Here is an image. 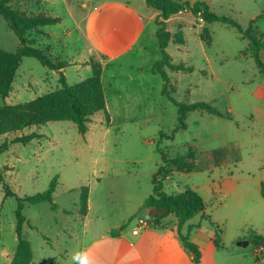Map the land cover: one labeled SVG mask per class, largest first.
Returning a JSON list of instances; mask_svg holds the SVG:
<instances>
[{
    "label": "rangeland",
    "instance_id": "374dc122",
    "mask_svg": "<svg viewBox=\"0 0 264 264\" xmlns=\"http://www.w3.org/2000/svg\"><path fill=\"white\" fill-rule=\"evenodd\" d=\"M125 1L29 0L13 7L28 16L43 13L62 19L57 25L31 31L27 39L37 48L49 46L51 58L70 64L62 73L72 85L91 76V67L86 65L90 59L98 62L96 55L87 53L88 12L95 11L92 7ZM127 1L142 14L154 16L144 27L135 51L104 66L109 121L106 122L103 112L96 113L85 135L79 134L72 122L60 121L0 136V145L29 133L41 136L28 145L10 143L8 150L0 154L3 176L0 182V264H10L17 247V198L43 193L55 177L57 187L52 198L60 209L53 211L48 203L24 204L22 214L27 222L22 234L31 245V264H74L72 257L81 252L84 243L80 216L82 187H88L90 193L88 228L95 225L117 231L137 201L152 194V175L156 166L161 165V157L155 152L157 146L169 158L187 151L196 156L195 171L174 172L164 182V191L171 194L191 189L200 194L206 202L204 214L215 228L198 214L183 226L184 235L189 226L191 230L198 228L196 224L217 232L221 230L219 257L230 262L234 253L244 251L236 246L237 236L243 239L245 236L247 240L251 232L264 234V211L262 206H257V203L264 205L259 193V184L264 181V75L251 56L243 55L248 41L221 23L202 25L203 21L188 10L167 22L164 28L172 37L166 49L170 64L173 68L178 65L184 68L174 71L165 67L169 95L177 103L210 104L229 116L228 119L206 112H191L184 121L186 129L175 132L172 140L167 139L178 125V108L162 94L164 82L159 75L140 74L135 69V66L149 68L162 58L156 37L161 19L155 14L159 12L143 0ZM180 1L193 4L196 0ZM199 1L217 15L235 19L244 28L251 20H256L258 30L264 33V0ZM202 28L210 35L209 44L201 40ZM178 34L182 43H178ZM18 47L17 36L0 17V50L12 53ZM260 61L264 66V53ZM58 72L43 67L36 59L23 58L10 94L5 99L0 97V107L29 102L60 88ZM113 77L116 80L112 81ZM160 133H163L161 138ZM226 148L230 150L228 154L213 155ZM238 178L240 180L234 182ZM231 181L235 185H231ZM223 182H226L225 191L220 192ZM3 184L15 197L5 198ZM244 190L254 207L255 225H242L238 211L227 221H219L225 209L237 199L236 192ZM224 203L227 208L221 207ZM142 212L140 210L138 216H144ZM136 219L123 223V228L136 225ZM175 223L174 216L169 215L162 225L168 228ZM252 245L245 251L252 252Z\"/></svg>",
    "mask_w": 264,
    "mask_h": 264
},
{
    "label": "trees",
    "instance_id": "16d2710c",
    "mask_svg": "<svg viewBox=\"0 0 264 264\" xmlns=\"http://www.w3.org/2000/svg\"><path fill=\"white\" fill-rule=\"evenodd\" d=\"M29 0H0V17L6 22L7 27L17 36L19 47L15 52H6L0 50V97L7 98L12 90V85L15 80L17 70L20 67L23 58L36 59L43 67L52 71H59L60 88L48 92L32 101L24 102L17 105H5L0 107V136L7 134H15L22 132L26 128L40 127L51 122H72L75 124L77 131L81 135H85L88 131V123L92 116L96 113L103 112L105 120L108 122L109 114L106 108V100L102 85V65L90 59L86 65H89L92 70L91 76L81 82L68 84L62 73L63 69L70 64L62 61V59H53L50 55L49 46L45 48L34 47V43L27 39V34L31 31H37L39 28L46 26H54L61 23L62 19L57 16L45 15L38 13L35 15H26L17 11L13 5L19 2ZM147 6L159 12L158 18L161 21L158 23L159 29L156 31V37L159 41V48L162 58L157 63H154L151 68V73L159 75L163 79L162 94L178 108V125L168 136L167 139H173V135L178 130L186 129L187 116L191 112L200 111L211 115L225 117L228 115L221 114L218 110L207 103L184 104L177 103L170 95L169 77L165 72V67H169L174 71L183 70L182 65L173 68L170 64V56L166 52L169 42L171 41V33L166 30V21L171 17L176 16L186 10L192 15L202 20L205 24L221 23L235 30L242 39L248 41V48L243 55L251 56L256 65L260 69V73L264 75V66L261 60V54L264 53V33L258 30L256 20H251L246 28L242 27L235 19L226 16H219L214 13L205 3L196 0L193 4L181 2L180 0H146ZM201 40L207 44L210 43V35L207 29L202 28ZM178 43H182L181 34L177 35ZM163 133H160V138ZM41 138L40 135L32 133L29 135L16 136L10 142L11 144L20 143L28 145L33 139ZM10 143L4 142L0 145V154L6 152ZM234 150V149H233ZM238 150V149H237ZM239 151V150H238ZM161 157V165L156 166V170L152 175V194L145 199L140 210H148L152 219L157 223L159 220L172 215L176 219L175 226L170 230L171 235L179 236L183 242L182 245L193 255L195 264H200L201 251L195 243L189 240L188 235L182 234L183 226L192 219L195 215L201 214L204 217L206 205L201 197L194 191L188 189L182 193L168 194L164 191V182L171 178L174 172L190 174L196 169V156L194 153L186 152L183 155L175 158H169L157 146L156 151ZM230 150L228 148L213 152V155H225ZM0 182H3V176L0 173ZM261 197L264 199V181L260 184ZM57 187V178L55 177L49 184L46 191L33 196H25L17 198L18 206L16 210V234L17 247L10 264H31L33 261V252L30 243L23 237L22 230L26 219L22 214L24 204L37 205L48 203L51 210L57 211L60 209L53 202V194ZM4 196L15 197V194L10 188L3 184ZM88 187H82L80 193L81 215H86L88 211ZM157 208L158 210H167L163 216L152 215L150 210ZM65 214H71L66 210H62ZM192 227H188L190 231ZM113 236L118 234V231H112ZM220 233L217 232L213 239V244L217 248L220 246ZM253 244L254 247L264 248V234L251 232L246 240Z\"/></svg>",
    "mask_w": 264,
    "mask_h": 264
},
{
    "label": "crops",
    "instance_id": "0c3cea01",
    "mask_svg": "<svg viewBox=\"0 0 264 264\" xmlns=\"http://www.w3.org/2000/svg\"><path fill=\"white\" fill-rule=\"evenodd\" d=\"M143 1L146 2V0ZM92 8H94L95 11H92L93 9L90 10L87 14L90 15V17L86 19L88 24V32L85 33L87 53L89 54L91 52L96 55L95 58H97L98 62L102 65L104 71V66L109 62H113L118 57L129 55L131 52L135 51L137 45L141 42L145 30L144 27L150 22L154 14L149 16L142 14L135 10L131 2L127 0L125 2L106 3L100 7ZM155 15L158 16V13ZM173 17L167 20L166 24L168 21L172 20ZM204 24L205 23L202 22V25ZM141 49L144 48L141 47ZM153 65L154 64L149 66V68L135 66V69L140 74H147L151 73ZM132 68L133 67H130V69ZM114 80L116 79L113 77L112 81ZM102 85L104 89L103 73ZM104 94H106L105 89ZM239 180L238 178L234 182H238ZM232 182L233 181H231L230 184L235 185L234 182ZM262 182H260V184ZM224 183L226 182L220 185V192L225 191L223 188ZM150 195L143 196V198L137 201L134 209L128 212L122 224L118 226V234L113 236L111 233L115 228L110 227L108 229H102L95 225L88 228L87 221L91 214L89 193L87 214L84 216L80 215L83 222L82 239L84 241L81 252L87 255L89 264H195L193 255L182 245L183 242L181 238L170 234V230L176 223L168 228L162 225L166 217L159 220L158 223L153 220V225L150 228L140 231L137 235L133 234L135 225L131 228H123L122 225L126 223V221L130 222L141 217V214L138 216L137 213H139V209L143 205L145 199ZM198 195L206 205L203 197L200 194ZM236 197L237 199L230 208L227 210L225 209L223 218H220L222 220H218L227 221L233 216L232 214L238 211L242 225L250 223V225L254 226V221L256 220L253 215L255 211L253 210L254 207L251 206V201L248 200L247 192L245 190L238 191L236 192ZM224 199H226L225 194ZM226 204L227 203H224L221 207L225 206V208H227ZM257 206H262L264 211V205H262V203H257ZM148 213V210H143L142 215ZM204 217L209 220V223L211 222L208 215L204 214ZM196 225L198 228L190 230V232L188 228H186L187 233L185 235H188L189 239L199 247L201 251V264H225L226 262L227 264H264V248H257L252 245L254 250L252 252H246L245 250L251 245L250 243L246 246L237 244L236 246L244 251H237L234 253V257L230 262L227 258L222 261V257H219L220 249L213 244V239L215 238L217 230H210L205 225ZM211 225L215 228L214 223L211 222ZM219 232L221 237L222 231L219 230ZM182 234L184 235L183 230ZM245 238V236L244 239L237 236L238 243L241 242L244 244L246 241ZM206 253L210 254V256L206 257Z\"/></svg>",
    "mask_w": 264,
    "mask_h": 264
},
{
    "label": "built area",
    "instance_id": "2783aa9c",
    "mask_svg": "<svg viewBox=\"0 0 264 264\" xmlns=\"http://www.w3.org/2000/svg\"><path fill=\"white\" fill-rule=\"evenodd\" d=\"M152 225H153V219L149 213L144 216L138 217L136 219L135 228L133 229V234L137 235L140 231L146 230L150 228Z\"/></svg>",
    "mask_w": 264,
    "mask_h": 264
},
{
    "label": "clouds",
    "instance_id": "9594fccd",
    "mask_svg": "<svg viewBox=\"0 0 264 264\" xmlns=\"http://www.w3.org/2000/svg\"><path fill=\"white\" fill-rule=\"evenodd\" d=\"M74 264H89L88 257L83 252L75 253L72 257Z\"/></svg>",
    "mask_w": 264,
    "mask_h": 264
},
{
    "label": "water",
    "instance_id": "95a60500",
    "mask_svg": "<svg viewBox=\"0 0 264 264\" xmlns=\"http://www.w3.org/2000/svg\"><path fill=\"white\" fill-rule=\"evenodd\" d=\"M150 213L152 215H157V216L161 217V216L164 215V213H167V210H158L157 208H153L152 210H150ZM248 243L249 242H244V244H243V243L240 242V243H238V245L246 246V245H248Z\"/></svg>",
    "mask_w": 264,
    "mask_h": 264
}]
</instances>
